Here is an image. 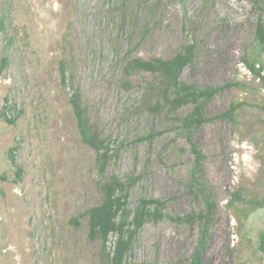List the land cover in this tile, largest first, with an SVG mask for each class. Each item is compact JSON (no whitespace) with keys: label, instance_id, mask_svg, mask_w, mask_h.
Listing matches in <instances>:
<instances>
[{"label":"rangeland","instance_id":"374dc122","mask_svg":"<svg viewBox=\"0 0 264 264\" xmlns=\"http://www.w3.org/2000/svg\"><path fill=\"white\" fill-rule=\"evenodd\" d=\"M259 19L264 0H0V116L11 120L0 117V264H107L117 236L103 250L84 214L113 175L135 178L130 208L165 203L125 264H191L204 226L202 264H264V81L246 63L264 76ZM178 53L190 62L170 98L189 86L216 87L213 97L171 108L162 78L129 73L133 60ZM75 90L107 141L103 172ZM196 107L206 121L187 130Z\"/></svg>","mask_w":264,"mask_h":264},{"label":"trees","instance_id":"16d2710c","mask_svg":"<svg viewBox=\"0 0 264 264\" xmlns=\"http://www.w3.org/2000/svg\"><path fill=\"white\" fill-rule=\"evenodd\" d=\"M256 41L264 54V22L259 19L256 26ZM189 57L183 53H178L170 60L153 59L148 61L133 60L130 65L129 73L135 71H145L152 75L162 78L163 85L159 89V94L163 105L171 108H177L187 104H198L201 100H208L217 92L216 87H196L189 86L182 88L183 90L177 93L174 98H170L171 89H176L179 86L180 76L187 64H189ZM248 69L255 77L261 78L264 81V76L261 70L255 68V64L246 62ZM8 65V59L3 58L0 64V75L4 72ZM61 77L63 82L66 81V72L64 65H61ZM70 105L72 106L75 115L78 130L82 141L94 149L99 158L100 171L106 169L107 161L109 159L108 144L103 139L98 131L93 128L88 120L85 109L82 103L81 94L75 90L70 97ZM234 108L227 114L231 116L234 113ZM1 119L11 123L6 116V111L1 112ZM206 120L202 117L198 107L182 122V125L187 130H192L199 127ZM10 158L13 164L15 159L12 154ZM21 169L17 171L20 176ZM6 175H0V181H6ZM136 182L135 178H128L122 180L116 175L111 176L102 182L100 189L102 194V201L100 204L88 209L84 215L88 216L89 221V239L91 241H100L103 250L107 249V244L111 235H116L117 240L113 253L107 256V264H125V259L130 251L133 240L143 226L149 221H159L163 217L162 210L165 203L159 199H139L136 206L132 209L128 205L129 190ZM264 201L258 204L262 207ZM193 219V216H188ZM207 223L205 222V225ZM202 243L201 247L195 252L191 264H202L201 255L205 248V240L207 235L206 226L201 230ZM258 249L264 253V231L259 236Z\"/></svg>","mask_w":264,"mask_h":264}]
</instances>
